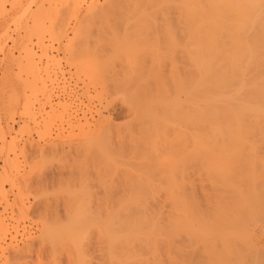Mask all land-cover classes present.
<instances>
[{
    "label": "rangeland",
    "instance_id": "374dc122",
    "mask_svg": "<svg viewBox=\"0 0 264 264\" xmlns=\"http://www.w3.org/2000/svg\"><path fill=\"white\" fill-rule=\"evenodd\" d=\"M0 1H1L0 4L3 5L2 7L3 9L2 8L0 9V16H1L0 17V186L2 185L0 188V191L3 192L4 189L6 190L5 193L0 192V196H1L0 197V264H44V263L49 264L53 261L54 263H51V264H80V262L81 264L83 262L85 264H95V263L97 264V263H103V261L101 260L103 255L107 253L108 255H110L111 254L110 251L112 250L114 251L112 252L113 256L118 261V263H115V264H134L136 260L138 261L140 260L141 264H144L143 262L146 259L148 260V262L147 260L146 262L150 263L153 261L152 259H155L158 255L162 257V260L164 259V263L166 264L167 263L166 260H168L167 257H169V259L171 258V256H173V259L174 257L175 259L177 258V256H174L172 254H170L171 256H168L169 253H172V252L174 253L173 251L174 248L175 250L176 248L185 249L186 251L185 253L189 251V253L187 254L188 255L191 254L188 257L182 252L183 255L180 253V255L183 256L182 258H188L191 260V258L194 257L193 260L195 262H197L196 260L198 259L202 260L198 258V256L201 254L199 247L200 248L202 247L200 246L201 245L200 242L194 241L193 238L189 234L187 235L188 230L186 227H180L178 229L174 221L172 223L175 225L174 228L176 229L173 228L174 226L173 224H172L173 226L170 225L171 224L169 223L170 220L172 221L174 219V218H171V216L174 214L173 217H175L176 215L174 213V210L171 209V207L169 206L170 202L167 196L168 193H170V191L179 190L183 192L186 191L187 194L191 195L192 194L191 192H194V190L192 191L191 188L192 189H195V187L197 188L195 190V193L199 188L200 190H198L196 193V195L197 194L198 195L197 196L195 195V196L197 198L199 196L198 199L202 201L201 198H203L202 196L204 195L203 200L205 199V203L208 204L211 202L210 203L211 205L215 204L213 206L214 208H213L212 213H211L212 206L210 205L211 208H209V206L207 205L205 206L206 207L205 211L208 209L207 211H209V213L213 215V213H215L214 209H216L217 207L216 205L219 200L223 202L226 201L225 203L229 204L230 201L231 200L233 201L235 197L237 202L240 201L239 204L234 201L235 202L234 204L238 207L243 203L242 198H244V200L249 199L247 198L248 196H246L247 194H249V196L255 195L257 197L256 200L258 201V198L260 195L264 196V178H260V179L258 178L256 180V183L253 189L251 186H247L248 188L251 187L249 188L251 191L249 189L248 190L253 194L249 192L245 193L246 188L244 187L245 183H243L245 180L242 181V178L236 179L237 181L236 183L238 184L236 185V187L240 188L239 185H241L242 188L236 189L235 186L234 188L224 187V186L217 184V181L220 178L216 177V179L218 178V180L215 181L216 180L215 177H213L214 178L213 180V178L207 177L205 176V174H203L204 170L201 167L202 163L200 162L197 163L198 162L197 158L195 154L193 155L194 148L192 146V142H193L192 139L194 138L192 135L193 127H192V122H191L192 116H190L191 110L187 107L185 108L187 110H183V112L180 111V113H177L179 115L176 114V112L178 111L174 112L175 110H178L177 109L178 107L176 106V104H178L179 102L185 104L186 100L188 101L187 103L189 104V101L192 98V91L190 88L191 86L190 79L192 78V68L190 66H192L191 65L192 62L190 64V62L187 63L185 61L184 56H183L184 54H182L183 52H181L180 54L182 59L181 57H179L180 56L179 50H181L179 48H178L179 50L177 51L179 52L178 54H176V50L174 51L175 53L172 51L174 53L173 56L176 57L175 60L169 59V56L166 55V54H169V55L171 54L169 52L172 49L171 46L174 45L172 43L176 44V47L175 45L173 46L175 48L177 47L184 48L186 44L189 45L188 40L186 39L187 38L186 32H183L185 31L183 30L184 27L182 28V25L184 23L180 22V20L178 19H177L178 21L176 20V18L177 17L179 18L180 16V13L178 12L179 7L177 8L178 5L177 4H175V6L173 5L172 8L173 7L174 8L171 9L170 7L171 11L168 10V12H166L168 13L167 17L169 16L168 17L169 19H168L166 15L163 16L161 14H158L156 16L155 13H153V15L155 16L153 17L152 14H151L152 16L148 14V13H152L151 11L150 12L146 11V14L143 11L142 12L140 11L138 15L134 14L135 9H132V7L134 6L133 3L135 2L136 4L135 6L137 7V1L139 2L140 0H135L134 2H130V0H122L123 2L121 0H92V1L91 0H75V1L74 0H0ZM138 4L140 7L142 8L144 7V5H141L144 3L141 2V4L140 3ZM110 9H112V11L114 12H112ZM94 12L96 13V16H94L95 15ZM170 12L171 14L173 13L171 16L169 15ZM92 13H94L93 14L94 17H92ZM124 14H127V15L125 16ZM135 15H136V18H135ZM139 17L140 18L142 17V19H140ZM117 18H119L120 20H118ZM151 18L153 21L150 20ZM165 18L168 21L169 20L172 21V22L170 21L168 22L170 23L169 25H172L170 26L172 27L171 30L172 31H174L175 29L177 30V31L175 30L176 31L175 35L172 32L174 36L171 33H170L171 35L170 37H167L168 34L167 36L165 35V29H164L165 25L162 23V21L163 22L166 21ZM100 19H102L103 22ZM143 19L147 23H144ZM180 19L182 21V18ZM141 20L143 21L144 24L142 23ZM86 21L87 22L93 21L92 25L91 24L89 25ZM138 21L141 22V24L143 25L148 24L146 25V28L147 27L148 28L147 29L145 28V29L146 30L149 29L148 33L149 34L151 33L150 35H148L146 30L144 31L143 29L144 27L141 26L138 23ZM177 22L178 24L181 23V25L171 24V23H177ZM85 23H87V25L89 26L88 27L89 29L86 28ZM128 23H130V25ZM165 23H166V26L169 27V25H167L168 23L167 22ZM153 24L156 25L157 28L156 26L154 27ZM160 24H162V26ZM112 25H114L116 29L114 26L113 28ZM138 25L142 27L141 30ZM81 26L82 27L85 26L86 30H84V32H86V34L82 33L83 29L85 28H82ZM90 26L93 27L94 32L92 28H90ZM158 26H159V29H158ZM80 27L82 29H80ZM123 29L124 31H122ZM153 30L154 31L156 30V31L154 32ZM140 31H144L142 33L143 35L146 32V34L144 35V38L146 37L148 41H143V39L141 40V36L143 35L140 36L141 34ZM161 31L164 33H161ZM167 31L171 32L168 29ZM153 32L157 33L156 34L157 36L154 35ZM160 33L162 35L164 34V36H166L167 39H164L163 38L164 36L160 35ZM82 34L87 35V36L89 35L90 37L88 36L89 38H86L85 36V40L83 41L82 36L84 35ZM127 34H130V35H127ZM146 35L150 38H154V37L158 38L157 40L158 43L157 42L155 43L156 44L155 48L153 46H149V49H148L147 48L148 46L147 47L145 46L144 44L145 42H148V45L153 44L151 42V40L153 39L147 38ZM159 35H160V41L167 40L166 42H169L171 46L165 41L161 42L163 43L161 44L162 45L161 47L163 49L160 47L162 49L160 50ZM137 36H139V38ZM92 37L95 38L94 41ZM134 37H136L138 42L135 43L136 40H134ZM169 38L175 41L174 42L172 41V43H170V40H168ZM86 39L88 41H86ZM182 39L184 42L182 41ZM129 40H131L133 43L137 45L133 46L132 43L130 45H127L126 42ZM179 40L182 46H179L180 43L179 45H177L176 41L178 42ZM153 41L155 42V40ZM79 42L80 43L82 42L83 45L85 44V45H88V46L91 45V46L90 47H85L82 45L80 46ZM124 43H125V46L126 45L129 46L131 49L129 47L126 48L125 46L124 48L123 47ZM139 44H140V47L138 48ZM165 44L168 45L169 48L167 46L166 47L168 48V51L170 49L169 52L166 51L167 49L164 50V48H166L164 47ZM92 45H94L95 49H93ZM141 45H143L145 49H148V50H150V47H152L151 51L154 53V54L151 53L149 57L146 54V52L148 53L149 51L147 50L145 51L144 49L143 52H145V54L148 56L146 57L145 55V57L147 58V59L145 58V62H143L144 58L141 59V56H142L140 55L141 52H137L138 50L140 51L141 49L144 48ZM121 47L124 50V52L126 51L125 53L129 52L128 53L129 55L124 54L123 50H121ZM86 48H87V52H89L90 50H93L96 53L93 52L94 53L93 55L92 51H90L87 54L85 52ZM128 48L131 51H128L129 50ZM82 49L86 55H80V54H84L82 53V51H79ZM155 50L157 53L155 52ZM78 51L79 53L80 52L81 53L79 54ZM163 51H166V54ZM117 52L122 53V54H118ZM130 52L132 53L133 56L130 55ZM44 53H48V54L46 55ZM136 53H139V54H136ZM162 54L163 56L165 55L164 58L167 57L165 61H167V59L168 61L167 62L164 61L165 64L164 63L161 64L162 61L160 63L158 61L157 63L159 64H157L155 61L160 60L158 58H160ZM104 55L105 57L106 56L107 57L105 58ZM119 55L121 57L120 60H119L120 58ZM151 55H155L154 58ZM139 56H140L141 61L140 59L137 58ZM112 57L114 59H112ZM127 57L129 59L131 58L133 63L135 61L137 62L133 64L132 61L129 60ZM142 57H144V54ZM151 57L154 59V61ZM155 57L156 58L158 57L157 60H155L156 59ZM164 58H162V60ZM31 59H33L36 62L35 64L38 66V68H36L35 65L32 64L33 61ZM170 60L171 62H169ZM97 61L99 65L98 64L94 65V63H97ZM127 61H128V64H127ZM173 61H176V62H173ZM138 62H140V64ZM143 63L144 64L147 63V64H145L144 66ZM150 63L151 64L154 63L153 66H151ZM27 64L29 66H27ZM137 65H140V66L143 65V66L141 68L139 67L140 68L139 69ZM46 66L47 68L49 67L48 70L50 73H47L48 70L45 68ZM134 67L135 69L137 68V70L138 69L141 70L142 72L139 71V73H143V74H137L138 71L134 70ZM143 67L145 68V70ZM162 72L163 73L165 72V73L162 74ZM47 74H51L49 75L51 79L49 78ZM155 74L157 75L160 74L158 75L160 78ZM126 76H127V79H126ZM143 76H144V79H143ZM161 76L163 77L161 78ZM39 77H41L42 79L40 80ZM156 79H157V82H156ZM159 79L161 80L160 82H159ZM163 79H165V81H162ZM42 81H43V84H42ZM148 81L150 83L148 84L149 86L146 85ZM161 82L163 83L166 82V83L162 85ZM181 84L183 85V87H188V91H189L187 94L188 96H186V93H185L186 91H184L185 88L182 90L183 87L180 86ZM186 84H188L189 86H187ZM43 85H45L44 88H43ZM141 87L142 89H140ZM157 87L159 88V90ZM141 96L143 97L141 98ZM191 102L192 100L190 101V105H191ZM25 103L29 104L30 106L25 107L27 106L25 105ZM186 106H189V105L186 104ZM165 107L168 109H166ZM29 108L30 110H32L30 111L32 114V117L38 124L33 120L32 117L29 118L31 114L30 115L28 114L30 112L26 113L27 115L25 114V110L27 109L28 111ZM171 108L172 109L176 108V109L172 111ZM159 111L161 114L159 113ZM183 113L184 114L186 113L189 119H186ZM188 113L190 114L188 115ZM161 115L162 116L164 115L163 117L165 118H163ZM159 117H161L162 119ZM165 120L167 122H164ZM188 121L190 122L191 125L188 124L189 123ZM178 130L180 134H177ZM159 132H161L162 134ZM181 133H182V136H181ZM187 133L188 135L189 134L190 135L186 136ZM101 134H103V136ZM143 134H144L145 139L142 137ZM163 135L165 136L164 139L162 138ZM107 136L109 137L107 138ZM145 136L147 137V139ZM104 138H105V142H104ZM158 140H160V142ZM173 140H175L174 143H173ZM162 143H164L165 145ZM184 144H187V145L184 146ZM193 145H194V142H193ZM175 146L176 147L178 146L177 149H175L176 148ZM180 146L181 147L183 146V147L180 148ZM110 149L112 150L110 151ZM167 151L170 152V154L172 153L170 157L168 156L169 153L167 154ZM183 151H184V154H183ZM93 152L95 153L97 152L98 154L97 153L94 154ZM173 152L175 153L178 152L177 153L178 155L174 153L175 154L174 156ZM179 152L181 154H179ZM159 153H161L162 155H160ZM159 155L160 156L165 155L166 158L164 156L163 158H161ZM193 157H195L196 159L194 158L193 160ZM171 158L173 159L172 161H170ZM104 160H106L107 163ZM158 162L161 164L160 167H159ZM163 162L167 164L164 165ZM149 164H150V167L148 166ZM198 164H200V166ZM104 167L106 168L104 169ZM198 167H199V172H197ZM83 168H86V171H83L84 170ZM175 168L178 169V171H176ZM71 169H73L74 171ZM78 169L81 171L78 172ZM200 169H201V173H200ZM150 170L152 172H150ZM166 170H168L169 172ZM98 171H100V173ZM82 172H84L83 175L81 174ZM142 172H144V174ZM146 172L147 173L149 172V173L146 174ZM166 172L168 175L166 174ZM90 173L96 177L92 176ZM142 176L144 177V179ZM167 176H169L168 177L169 179L167 178ZM202 176H203V179L201 178ZM145 177L147 181H145ZM185 177H187L188 179ZM90 178L92 179L90 180ZM223 179L224 178H221V180ZM225 179L228 182H232L235 180V178L232 181H230L232 178H229V179L225 178ZM93 180H94V183H93ZM98 180L100 182L102 181L101 183L103 184L101 185V183H99ZM137 180L140 181V184H139V181ZM159 180L162 184H160ZM65 182H67V184ZM75 182L77 183L75 184L76 186L74 185ZM104 182L106 183L105 185H104ZM164 183L165 184L167 183V184L165 185ZM212 183H216V184H212ZM91 184H92V187H90ZM78 185L80 186L79 188H78ZM137 185H140V186H137ZM143 185H145L143 188L146 189L145 192L149 195V198L147 197V194L144 193L142 194L143 195L142 197L143 198L147 197V199L141 198L139 200L140 202L139 201L134 202V203L131 202L133 203V205H136L137 203L143 204L144 202L143 200L146 201L144 202V204H147V205L152 204V206H156L157 204L156 207H161V211L163 214L165 212L164 214L165 216L163 215L164 217H167L168 215L167 213H170V211H173V213L172 212L170 213L172 215L169 214L170 217H167L168 220L167 218L166 219L164 218L165 221L163 220V223L157 226V228L164 230L163 233H160V234H163L162 236L159 235L158 237H156V234H155L151 236L153 239L152 238L149 239L150 236L149 237L140 236L141 239H137L138 238L137 237L136 239L134 238L135 240L133 239V241H131L130 239H128L129 225H127V223L125 224L124 222L122 223L120 222L112 223L111 222L109 224V222L105 221L103 222L104 224L101 225L102 227L100 225L99 226L97 225V227H99L98 228L99 230L108 228L111 231V233L115 235V239L113 240L112 243L107 238L106 239L103 238V237H106L105 234L104 236H101L103 234L99 232L97 228H95L96 226H93L94 228L91 227V229H87L88 227L85 230L83 229L85 233L82 231L79 233L77 231L78 233L77 235L79 237L78 236L76 237V239L78 238L77 239L78 241L75 240L76 241V243L74 242L75 244L72 243V244H69L68 246V244L65 243L67 245L66 246L64 243H61L65 246L56 247V245H60V244H56L55 247H53L54 244H52L53 242L50 241V236H51L50 232L54 228L57 229V227L62 228V226L63 227L66 226L68 224L67 222L69 221V218H71L72 215H74L76 211H80L79 207L81 209V205L84 204L83 208L84 207L93 208V206L95 208V207L101 206L102 205L101 202L103 201L104 202L106 201L109 203L112 201L110 205H108L109 203L104 204V202L103 204L104 206L106 204L110 207L112 206L114 209H117L119 206H122V205L128 206V204L130 205V201L127 200V197L128 198L130 197L131 191L141 190V189L144 190L143 188H141V186ZM203 185H206L209 187H205ZM170 186H171V189H170ZM188 186H190L189 187L190 190L188 189ZM200 186L202 188H200ZM215 187L217 188V190ZM155 188H157L156 191L154 190ZM221 188L222 189L226 188L227 191L225 189H224L225 191H221V190L218 191V189H221ZM243 189H245V192L243 191L244 194L242 192ZM90 190H92L93 194L91 193ZM252 190L255 191L257 194L256 193L254 194ZM108 191L112 193L110 196L107 194L109 193ZM149 191L151 192V194L155 193L156 197H154V195L153 196L151 195L150 197ZM199 191L202 192L200 194H203V195H200ZM235 192H239L238 194L239 195L241 194V196L243 195L241 199L239 197L237 198V193ZM78 193H79V196H81L80 201L77 198ZM104 193H106L107 195ZM215 194L216 196L214 197L213 195ZM72 195L75 196L77 199L76 198L72 199L73 198ZM104 195H106L107 200L110 197H112V199L107 201ZM123 195L124 197H122ZM63 196H64V201H63ZM102 196L105 198V200ZM209 197H211L212 199ZM224 197L226 199H224ZM101 198H103V201L100 202V200H102ZM116 198L118 199L116 200ZM227 198H231V199L228 200ZM253 198L255 197L253 196ZM98 199L100 200L98 201ZM76 200L79 203H77ZM260 200L264 201V199H260ZM261 201L260 203H262ZM88 202L90 204H88ZM124 202H126L127 204ZM263 206H264V202H263ZM234 207L231 206L230 208L234 210L233 209ZM69 208L71 212H69ZM262 209L264 210V207ZM235 210H236V207H235ZM237 210L239 213V211L242 209L239 210L237 208ZM245 211L246 209L243 212L241 211V213L246 214L247 217H245V215L243 216L242 214L240 218L242 219L246 218V220L244 221L248 222V225L246 222H245L246 224L244 225V228H245L244 230H246L245 234L247 233V235H244V233L243 232L241 233L240 231L237 232L238 231L237 230L236 231L237 234L235 236H237L238 234L239 236L235 238L236 242L234 241L235 242L234 245L239 246L241 243V245L237 248L243 249L245 251V252L243 251L244 255H246L247 257V258L244 257V260H246L245 263L250 264V262L253 261L252 259H250V257L252 258L255 253H258L260 257L258 256L259 258H256L257 255L255 254L256 256L253 258L257 260L254 259L256 262H253V263L256 264L258 262H261L258 264H264V261H263L264 259V250H263L264 249V224L263 222L264 221L262 222L261 215L255 214L256 217L261 216V218H259V220L261 219L260 220L261 223L260 222L258 223V218H256L255 216H252L253 213H250V210L248 208H247V211L246 212ZM56 213L57 214L59 213L60 216L57 215ZM233 213L235 214L234 216H237L238 214V213L236 214L235 211H233L232 214ZM60 217H61V220L63 219L62 221L60 220ZM248 217L251 220H249ZM57 218L59 219L58 220L59 222L57 221ZM123 223L124 225H122ZM78 230L80 231V229ZM170 230L172 231L176 230V231L170 232ZM247 231H250L251 233L250 232L248 233ZM96 232L99 235H96L97 234ZM186 235L190 238H188ZM240 235L244 238H242ZM248 235L249 236L251 235V238L248 237ZM80 237H82L83 239L82 238L80 239ZM144 237H147V238H144ZM190 239H192L191 243H189ZM77 242L79 244L81 243V245L77 244ZM195 242L197 243V245ZM192 243L193 245H191ZM188 245H191V246H188ZM85 246L88 248H86ZM149 247L150 249L146 250V248H149ZM132 248L134 251L131 250ZM255 248L257 249L255 250ZM135 249H137L138 252L140 250L139 253L142 255L140 256L138 254L140 258L137 255H135L138 253ZM54 250L55 252H53ZM129 250H131L132 253H135V254L130 253ZM171 250L172 252H170ZM127 253L131 254V257H132L131 259L130 257L128 258ZM151 253H152V256H153V253H155L153 258H150L152 257ZM176 253H179V252L176 251ZM81 254L82 256H80ZM18 255L21 258L18 257ZM133 255L137 257H133ZM180 255L177 259L180 258ZM53 256L56 257V259ZM103 259H105V257H103ZM259 259L261 260L259 261ZM87 260H88V263H87ZM135 264H138V263H135Z\"/></svg>",
    "mask_w": 264,
    "mask_h": 264
},
{
    "label": "bare ground",
    "instance_id": "6f19581e",
    "mask_svg": "<svg viewBox=\"0 0 264 264\" xmlns=\"http://www.w3.org/2000/svg\"><path fill=\"white\" fill-rule=\"evenodd\" d=\"M75 1V0H74ZM92 1V0H91ZM122 1V0H121ZM135 0H130V2H134ZM1 2V1H0ZM77 2V1H76ZM99 2V1H98ZM123 2V1H122ZM144 3V4H141ZM75 3V2H74ZM90 3V2H89ZM92 3V2H91ZM121 3V2H120ZM140 3L141 5H144V7H140L139 4ZM175 4H177V8L179 7V13H180V16L179 18L175 17L176 20H180V22L184 23L182 25V28L184 27L183 32H186V39L188 40V43L189 45L186 44V46L184 48H181V47H176V44L175 43H172L173 39L171 40L170 38L168 40H170V43L174 44L175 47H173L174 45H170L169 42H166L165 40H161L160 41V35H162L161 33H164L161 31L160 35H159V41H160V44H159V48L162 46L161 42H166L168 43L170 46H171V51L169 49L168 51V45L165 44L164 47V50L167 49L166 51L171 53L170 55L173 57H171L169 54H166V51H163L165 52V54L167 56H169V59L171 60H175V56H173V54L175 53L174 51L176 50V54H178L179 52V55L181 54V52H183L182 54H184V59L185 61L188 63L192 62V66H190L192 68V78L190 79L191 81V91H192V98L190 99V101L192 100L191 102V105H190V101H189V104L187 103L188 101L186 100L185 101V104L184 103H179L176 104V106L178 107L177 109L178 110H175L176 108H171L172 111L176 112L177 113H180L183 112V110H187L185 108H189L191 110V115L192 116V135H193V138L192 141L194 142V145H193V142H192V146L194 148V153L193 155L195 154L196 158H197V163H202V169L204 170L203 174H205V176L207 177H210V178H213L215 177H218L220 178L218 180V178L215 180L217 181V184L218 185H221V186H224V187H231V188H234V186L236 187V185H238L236 182V179L238 178H242V181H244L243 183H245L244 187L246 188V192H245V189L242 190V192L244 191L245 193H251L250 189L252 187L255 186V183H256V180L259 178H264V0H140L139 2L137 1V7L135 6V2L133 3V7L132 9H135V12L134 14L138 15V13L141 11H143L145 14H146V11L148 12H152V13H148V14H152L155 13V15L157 16L158 14H161L163 16L168 15V10H170V7L171 9L172 6ZM1 5V4H0ZM132 6V5H131ZM3 7V5H1L0 9ZM93 7V6H92ZM91 7V8H92ZM99 7V6H98ZM112 8V7H111ZM175 8V9H177ZM3 9V8H2ZM124 9V8H123ZM127 9V8H125ZM131 9V10H132ZM112 11V9H110ZM108 11V10H107ZM137 11V12H136ZM97 12V10H96ZM114 12V11H112ZM120 12V11H119ZM132 12V13H133ZM95 13V12H94ZM92 13V17L96 16V13L95 15L93 16ZM124 13V12H123ZM163 13V14H162ZM177 13V14H179ZM87 14V13H86ZM89 14V13H88ZM133 14V15H134ZM173 14V13H172ZM171 12L169 13V15L171 16L172 15ZM3 15V13H2ZM109 15V14H108ZM114 15V14H112ZM118 15V13H117ZM125 16L127 14H124ZM136 15H135V18H136ZM151 15V16H152ZM90 16V15H89ZM101 16V15H100ZM111 16V15H110ZM122 16V15H121ZM1 17V16H0ZM3 17V16H2ZM119 17V16H118ZM147 17V15H146ZM153 17H155L153 15ZM162 17V16H161ZM169 17V16H168ZM167 17V18H168ZM87 18V17H86ZM114 18V17H113ZM140 18V17H139ZM150 18V17H148ZM174 18V17H173ZM171 18V19H173ZM182 18V21L181 19ZM115 19V18H114ZM118 20H120L119 18H117ZM142 19V17L140 18ZM139 19V20H140ZM157 19V18H156ZM166 19V18H165ZM169 19V18H168ZM102 21V19H100ZM116 20V19H115ZM132 20V19H131ZM152 20V18L150 19ZM162 20V19H161ZM164 20V19H163ZM175 20V21H176ZM177 20V21H178ZM142 21V20H141ZM144 21V19H143ZM142 21V23H143ZM153 21V20H152ZM170 21V20H169ZM167 19L165 22H169ZM87 22V21H86ZM93 22V21H92ZM92 22H87L89 25L91 24L92 25ZM103 22V21H102ZM109 22V21H108ZM128 22V21H127ZM159 22V21H158ZM157 22V24H158ZM162 21V23L165 25L164 29H165V35L168 36L167 37H170V33L175 35V32L176 31H172L170 26L172 25H169L170 23H168L166 26V23ZM172 22V21H170ZM86 24V28H88L89 26ZM115 23V21H114ZM113 23V24H114ZM119 23V22H118ZM138 23L143 26L144 28V31L148 28H146V25H143L144 23H147L146 21H144L143 24H141V22L138 21ZM154 23V22H153ZM84 24V23H83ZM130 25V23H128ZM137 24V23H136ZM155 24V23H154ZM153 24V25H154ZM171 24H178L177 23H171ZM140 25H138L140 27ZM162 26V24H160ZM159 25V26H160ZM178 25H181L178 24ZM94 26V25H93ZM96 26V25H95ZM114 25H112L113 27ZM116 26V24H115ZM114 26V27H115ZM137 26V27H138ZM156 25H154L155 27ZM159 26H158V29H159ZM82 27V26H81ZM82 28H85L82 27ZM106 27V26H105ZM104 27V28H105ZM113 27V28H114ZM119 27V26H118ZM136 27V28H137ZM138 27V28H139ZM153 27V28H154ZM170 30L171 32H168L167 29ZM175 27V26H173ZM178 27V26H177ZM83 29V32L84 34H86V32H84ZM90 28H92L93 30V27L90 26ZM98 28V27H97ZM125 28V27H124ZM146 28V29H145ZM157 28V26H156ZM155 28V29H156ZM179 28V27H178ZM177 28V29H178ZM180 28V29H182ZM89 29V28H88ZM87 29V31H88ZM116 29V27H115ZM142 29V27H140V30ZM104 30V29H103ZM114 30V29H113ZM127 30V28H126ZM162 30V29H160ZM90 31V30H89ZM105 31V30H104ZM108 31V30H106ZM116 31V30H115ZM124 31V29L122 30ZM135 31V30H134ZM144 31H140V36L143 35L142 33ZM149 29L146 30V32L148 33ZM154 31V30H153ZM156 31V30H155ZM154 31V32H155ZM94 32V30H93ZM145 32V34H146ZM152 32V31H151ZM153 32V33H154ZM159 32V31H158ZM179 32V31H178ZM103 33V32H101ZM111 33V32H110ZM132 33V32H131ZM130 33V34H131ZM137 33V32H136ZM180 33V32H179ZM76 34V33H75ZM82 34V35H84ZM130 34H127V35H130ZM144 34V35H145ZM151 34V33H150ZM148 33V35H150ZM157 33H154V35H156ZM172 34V35H173ZM181 34V33H180ZM184 34V33H183ZM93 35V34H92ZM104 35V34H103ZM110 35V34H109ZM112 35V34H111ZM144 35L141 36V40L143 39V41H148V39H146V37L144 38ZM173 35V36H174ZM179 35V34H178ZM85 36L86 38H89L87 35H84L82 36L83 37V41L85 40ZM95 36V35H94ZM126 36V34H125ZM124 36V37H125ZM136 36V35H135ZM147 36V35H146ZM152 36V35H151ZM157 36V35H156ZM164 36V34L162 35ZM164 36L163 38L164 39H167V37ZM120 37V36H119ZM123 37V36H122ZM133 37V35H132ZM139 38V36H137ZM143 37V38H142ZM176 37V36H175ZM185 37V35H184ZM93 38V37H92ZM97 38V37H96ZM115 38V37H114ZM127 38V36H126ZM147 38L149 39H153L155 40V42L153 40H151V42L153 44L151 45H148V42H145V46L149 49V46H153L154 48L156 47L155 43L157 42L158 43V38L154 37V38H150L147 36ZM177 38V37H176ZM183 38V37H182ZM106 39V38H105ZM129 39V37H128ZM131 39V38H130ZM184 39V40H186ZM81 40V41H82ZM92 40V39H91ZM89 40V41H91ZM95 40V38H93V41ZM107 40V39H106ZM109 40V39H108ZM124 40V39H123ZM133 40V39H132ZM134 40L135 43L138 42L136 37H134ZM82 41V42H83ZM86 41H88L86 39ZM119 41V39H118ZM131 41V40H129ZM127 41V42H129ZM140 41V40H139ZM175 41V40H174ZM173 41V42H174ZM183 41V39H182ZM81 42V43H82ZM99 42V40H98ZM116 42V41H115ZM127 45H130L131 43L133 44V46L137 45L135 43H133L132 41L127 43ZM142 42V41H141ZM184 42V41H183ZM182 42V43H183ZM80 44V46H85V47H90L88 45H83V43ZM85 43V42H84ZM87 43V42H86ZM91 43V42H90ZM104 43V42H103ZM106 43V42H105ZM110 43V41H109ZM143 43V42H142ZM177 45H179L180 43V40L177 42ZM78 44V43H77ZM89 44V43H88ZM98 44V43H96ZM118 44V43H117ZM150 44V42H149ZM95 45V44H94ZM94 45L93 46V49L94 48ZM101 45V44H99ZM125 46V43L123 44V47L125 46L126 48L129 47V46ZM111 46V45H110ZM132 46V45H131ZM142 47H144L143 45H141ZM179 46H182L181 43ZM106 47V46H105ZM124 47V48H125ZM140 47V44L138 46V48ZM130 48V47H129ZM128 48V49H129ZM133 48V47H132ZM151 48L150 47V50L148 49H145V47L143 49H141L140 51L138 50L137 52H141L140 55L143 56L144 54V57L141 56V59L144 58L143 62H145V58L148 57L151 53L154 54L152 51H151ZM162 48V47H161ZM160 48V50H162ZM174 48V49H173ZM183 50H179V49ZM84 49V48H83ZM83 49L82 50H79V51H82V53L84 54H80L79 51L78 53L80 55H86L85 52L88 54L90 51H92V54L94 55V52L93 50H90L89 52H87V48L85 50V52H83ZM119 49V48H118ZM131 49V48H130ZM128 50V51H131V50ZM134 49V48H133ZM145 49V51H149L148 53L146 52V55L145 52H143ZM97 50V49H96ZM100 50V49H99ZM121 50L122 47H121ZM179 50V52H177ZM110 51V50H109ZM120 51V50H119ZM154 51V50H153ZM174 53H173V52ZM94 52V53H93ZM100 52V51H99ZM103 52V51H102ZM124 52V50H123ZM126 52V51H125ZM124 54H128L129 52L125 53ZM156 52V50H155ZM118 53V52H117ZM157 53V52H156ZM161 53V52H159ZM44 54H48V53H44ZM102 54V53H100ZM99 54V55H100ZM118 54H122V53H118ZM123 54V56H124ZM136 54H139V53H136ZM79 55V56H80ZM90 55V54H89ZM129 55V54H128ZM126 55V56H128ZM130 55H132V53L130 52ZM146 55V57H145ZM49 56V55H48ZM130 56V57H131ZM138 56V55H137ZM153 58L155 55H151ZM158 56V55H157ZM163 56V54H162ZM160 56V60H157V58L155 60L156 63L159 61V63L161 62L165 64V62L168 61H165L167 57L164 58V56L162 57ZM32 57V56H31ZM98 57V56H97ZM96 57V58H97ZM102 57V56H101ZM105 57V55H104ZM107 57V56H106ZM105 57V58H106ZM120 57V55H119ZM150 57V56H149ZM151 57V58H152ZM181 57V55L179 56ZM34 58V56H33ZM41 58V57H39ZM82 58V57H81ZM125 58V57H124ZM128 58V57H127ZM126 58V59H127ZM138 59H140V56L137 57ZM152 58V59H153ZM162 58H164L162 60ZM101 59V58H100ZM112 59H114L112 57ZM118 59V58H117ZM121 59V57L119 58V60ZM123 59V58H122ZM129 59V58H128ZM140 59V61H141ZM147 59V58H146ZM151 59V60H152ZM182 59V57H181ZM33 62L32 64L35 65L36 68H38V66L35 64L36 62L31 59ZM125 60V59H124ZM123 60V61H124ZM129 60L132 61V59L130 58ZM134 60V59H133ZM149 60V61H151ZM171 60L169 62H171ZM177 60V59H176ZM53 61V60H52ZM89 61V60H88ZM110 61V59H109ZM126 61V60H125ZM130 61V62H131ZM139 61V60H138ZM148 61V60H146ZM154 61V59H153ZM165 61V62H164ZM178 61V60H177ZM102 62V61H101ZM107 62V61H106ZM137 62V61H135ZM134 62V63H135ZM173 62H176V61H173ZM31 63V62H30ZM91 63V62H90ZM133 63V61H132ZM133 63V64H134ZM140 64V62H138ZM136 63V64H138ZM155 63V64H156ZM157 63V64H159ZM31 64V65H32ZM98 64V61L97 63H94V65ZM127 64H128V61H127ZM135 64V65H136ZM144 64V63H143ZM147 64V63H145ZM144 64V66H145ZM151 64V63H150ZM154 63L151 64V66H153ZM160 64V66H161ZM163 64V65H164ZM99 65V64H98ZM97 65V66H98ZM132 65V64H131ZM27 66H29L27 64ZM33 66V65H32ZM138 68L142 67L140 65H137ZM147 66V65H146ZM159 66V65H158ZM96 67V66H95ZM178 67V66H177ZM188 67V66H187ZM189 67V68H190ZM27 68V67H26ZM33 68V67H32ZM35 68V69H36ZM47 70V66L45 67ZM99 68V67H98ZM139 68V69H140ZM144 68V67H143ZM155 68V67H154ZM153 68V69H154ZM181 68V67H180ZM29 69V68H28ZM31 69V67H30ZM97 69V68H96ZM108 69V67H107ZM137 70V68L135 69L134 67V70H137L138 73L137 74H143V73H139V71L141 70ZM147 69V68H146ZM145 70V68H144ZM156 70V69H155ZM158 70V69H157ZM31 71V70H30ZM35 71V70H34ZM189 71V69H188ZM36 72V71H35ZM39 72V71H37ZM107 72V71H106ZM105 72V73H106ZM142 72V71H141ZM151 72V71H150ZM176 72V71H175ZM28 73V72H27ZM47 73H50L49 70ZM165 73V72H164ZM162 72V74H164ZM184 73V71H183ZM34 74V73H33ZM136 74V76H137ZM152 74V73H151ZM161 74V73H160ZM158 74V75H160ZM48 76L51 75V74H47ZM46 75V76H47ZM154 75V74H153ZM157 75V74H155ZM157 75V76H158ZM175 75V73H174ZM130 76V74H129ZM152 76V75H151ZM191 76V75H190ZM188 76V77H190ZM140 77V76H138ZM159 77V76H158ZM157 77V78H158ZM163 76H161L162 78ZM187 77V78H188ZM40 80L42 79L41 77H39ZM50 78V76H49ZM130 78V77H129ZM132 78V76H131ZM137 78V77H136ZM160 78V77H159ZM166 78V77H164ZM51 79V78H50ZM126 79H127V76H126ZM143 79H144V76H143ZM171 79V78H170ZM131 80V79H129ZM155 80V79H154ZM184 80V79H183ZM161 80L159 79V82ZM162 81H165V79H163ZM171 81V80H169ZM130 82V81H129ZM156 82H157V79H156ZM34 83V82H33ZM52 83V82H51ZM152 83V82H151ZM162 85L165 84L166 82H161ZM171 83V82H170ZM168 83V84H170ZM180 83V82H179ZM190 83V82H189ZM36 84V83H35ZM42 84H43V81H42ZM150 84L149 81L146 85ZM158 84V83H156ZM184 84V83H183ZM161 85V86H162ZM172 85V84H171ZM187 86H189L188 84H186ZM184 85V86H186ZM48 86V85H47ZM140 86V85H139ZM149 86V85H148ZM147 86V87H148ZM169 86V85H167ZM180 86L183 87V85L181 84ZM45 87V85H43V88ZM163 87V86H162ZM165 87V86H164ZM178 87V86H176ZM180 87V88H182ZM149 88V87H148ZM158 88V87H157ZM172 88V87H170ZM175 88V86H174ZM186 90H185V89ZM189 88V89H190ZM46 89V88H45ZM135 89V88H134ZM142 89V87L140 88ZM153 89V88H152ZM161 89V88H160ZM164 89V88H163ZM184 89V91H186V96H188V87H183L182 90ZM137 90V89H136ZM159 90V88H158ZM167 90V89H166ZM178 90V89H177ZM155 91V90H154ZM163 91V90H162ZM165 91V90H164ZM46 93V92H45ZM133 93V92H132ZM178 93V92H176ZM175 93V94H176ZM181 93V92H180ZM43 94V93H42ZM136 94V93H135ZM174 94V93H173ZM33 95V94H32ZM134 95V94H133ZM143 95V93H142ZM149 95V94H148ZM147 95V96H148ZM43 96V95H42ZM131 96V95H130ZM166 96V95H165ZM32 97V96H31ZM143 96H141L142 98ZM150 97V96H149ZM178 97V96H177ZM46 98V97H45ZM49 98V97H48ZM140 98V97H139ZM151 98V97H150ZM176 98V97H175ZM174 98V99H175ZM29 99V98H28ZM50 99V98H49ZM173 99V100H174ZM185 99V98H184ZM188 99V98H187ZM165 100V99H164ZM169 100V99H168ZM167 100V101H168ZM184 102V101H183ZM39 103V102H38ZM167 104V102H166ZM182 104V105H181ZM189 105V106H186ZM25 107H28L30 106L29 104L25 103ZM43 105V104H42ZM33 106V105H32ZM154 106V105H153ZM160 106V105H159ZM175 106V107H176ZM167 107V106H166ZM165 107V108H166ZM172 107V106H171ZM174 107V106H173ZM161 109V108H160ZM164 109V108H163ZM168 109V108H166ZM30 111V108L29 110L27 111V109L25 110V114L26 113H29ZM162 112V111H161ZM165 112V111H164ZM160 113V111H159ZM31 112L28 114L30 115ZM153 114V113H152ZM161 114V113H160ZM163 114V113H162ZM184 114V113H183ZM190 113H188L189 115ZM27 115V114H26ZM158 115V114H157ZM165 115V114H164ZM163 115V116H164ZM168 115V114H167ZM179 115V114H177ZM186 119H189L187 114L185 113L184 114ZM34 116V115H33ZM162 116V115H161ZM162 116V117H163ZM32 117V114L29 116V118ZM36 117V116H35ZM179 117V116H177ZM33 118V117H32ZM76 118V117H75ZM161 118V117H159ZM165 118V117H163ZM150 119V118H149ZM155 119V117H154ZM162 119V118H161ZM34 120V118H33ZM32 120V121H33ZM185 120V118H184ZM35 121V120H34ZM80 121V120H79ZM161 121V120H160ZM172 121V120H171ZM182 121V119H181ZM36 122V121H35ZM164 122H167L166 120ZM169 122V121H168ZM184 122V121H183ZM182 122V123H183ZM189 122V121H188ZM37 123V122H36ZM163 123V122H162ZM38 124V123H37ZM71 124V123H70ZM158 124V123H156ZM164 124V123H163ZM161 124V125H163ZM186 124V123H185ZM190 124V122L188 123ZM187 124V125H188ZM81 125V124H80ZM155 125V123H154ZM170 125V124H169ZM191 125V124H190ZM165 126V125H164ZM183 126V125H182ZM71 127V126H70ZM85 127V125H84ZM155 127V126H154ZM158 127V126H157ZM167 127V126H166ZM172 127V126H171ZM179 127V126H178ZM184 127V126H183ZM156 128V127H155ZM160 128V127H159ZM177 128V127H176ZM158 130V129H157ZM177 130V129H176ZM181 130V129H180ZM194 130V132H193ZM109 131V130H108ZM137 131V130H136ZM147 131V130H146ZM159 131V130H158ZM165 131V130H164ZM163 131V132H164ZM181 132V131H180ZM187 132V131H186ZM150 133V132H149ZM161 133V132H159ZM165 133V132H164ZM110 134V133H109ZM162 134V133H161ZM177 134H180L179 133V130L177 132ZM103 136V134H101ZM176 135V134H175ZM190 135V134H189ZM188 133L186 136H189ZM181 136H182V133H181ZM185 136V137H186ZM74 137V136H73ZM106 137V136H105ZM109 136H107L108 138ZM144 138V134L142 136ZM146 137V136H145ZM164 135H163V139H164ZM171 137V135H170ZM178 137V135H177ZM184 137V136H183ZM151 138V137H150ZM161 138V137H160ZM145 139V138H144ZM147 139V137H146ZM170 139V138H169ZM175 139V138H174ZM184 139V138H183ZM187 139V138H185ZM182 140V139H180ZM148 141V140H147ZM160 142V140H158ZM175 140H173V143H174ZM191 141V140H190ZM104 142H105V138H104ZM162 142V141H161ZM179 142V141H178ZM111 143V142H110ZM167 143V142H166ZM181 143V141H180ZM109 144V143H108ZM164 144V143H162ZM168 144V143H167ZM188 144V143H187ZM187 144H184V146H186ZM72 145V144H71ZM165 145V144H164ZM180 145V144H179ZM110 146V145H109ZM112 146V145H111ZM148 146V144H147ZM169 146V145H168ZM171 146V145H170ZM190 146V145H189ZM159 147V146H158ZM176 147V146H175ZM178 147V146H177ZM177 147L175 149H177ZM183 147V146H182ZM180 146V148H182ZM188 147V146H187ZM186 147V148H187ZM79 148V147H78ZM106 148V147H105ZM108 148V147H107ZM110 148V147H109ZM151 148V147H149ZM90 149V148H89ZM159 149V148H158ZM112 149H110L111 151ZM184 150V148H183ZM85 151V150H84ZM154 151V150H153ZM161 151V149H160ZM174 151V150H173ZM179 151V150H178ZM102 152V151H101ZM104 152V150H103ZM106 152V151H105ZM166 152V151H165ZM172 152V151H171ZM176 152V151H175ZM173 152V154L175 153ZM187 152V151H186ZM82 153V152H81ZM85 153V152H84ZM94 154H96L95 152H93ZM107 153V152H106ZM111 153V152H110ZM141 153V152H140ZM164 153V152H163ZM169 153V157L171 156L170 152L167 151V154ZM178 153V152H177ZM175 153V154H177ZM98 154V153H97ZM109 154V153H108ZM151 154V153H150ZM156 154V152H155ZM160 155H162L161 153H159ZM174 154V156H175ZM179 154H181L179 152ZM183 154H184V151H183ZM79 155V154H78ZM81 155V154H80ZM83 155V154H82ZM88 155V153H87ZM112 155V154H111ZM159 155V156H160ZM178 155V154H177ZM143 156V155H142ZM157 156V155H156ZM165 157V155H163ZM163 156H160L161 158H163ZM173 156V157H174ZM168 157V158H169ZM178 157V156H177ZM83 158V157H82ZM101 158V157H100ZM103 158V157H102ZM106 158V157H105ZM166 158V157H165ZM188 158V157H187ZM195 157H193V160H194ZM195 158V159H196ZM92 159V158H90ZM146 159V158H145ZM154 159V158H153ZM158 159V158H156ZM170 159V158H169ZM185 159V158H184ZM102 160V159H101ZM173 159L171 158L170 161H172ZM180 160V159H179ZM100 161V160H99ZM106 161V160H104ZM103 161V162H104ZM150 161V160H149ZM148 161V163H149ZM162 161V160H161ZM160 161V163H161ZM92 162V161H91ZM174 162V161H173ZM188 162V161H187ZM195 162V161H194ZM81 163V162H80ZM84 163V161H83ZM107 163V161H106ZM159 163V162H158ZM159 163V167L161 166V164ZM164 165L165 162H163ZM169 163V162H168ZM145 165V164H144ZM179 165V164H177ZM196 165V164H195ZM200 166V164H198ZM150 167V164L148 165ZM80 167V165H79ZM144 167V166H143ZM176 167V166H175ZM178 167V166H177ZM182 167V166H181ZM180 167V168H181ZM73 168V167H71ZM87 168V167H86ZM86 168H83L84 170L83 171H86ZM106 167H104L105 169ZM157 168V167H156ZM162 168V167H161ZM160 168V169H161ZM167 168V167H166ZM195 168V167H194ZM80 169V168H79ZM78 169V172L82 170H79ZM173 169V168H172ZM176 169V168H175ZM189 169V168H188ZM73 170V169H71ZM88 170V169H87ZM136 170V169H135ZM145 170V169H144ZM153 170V169H152ZM156 170V169H154ZM165 170V168H164ZM74 171V170H73ZM97 171V170H96ZM159 171V170H158ZM163 171V170H162ZM168 171V170H166ZM176 171H178V169H176ZM182 171V170H181ZM88 172V171H87ZM90 172V171H89ZM100 173V171H98ZM150 172H152L150 170ZM154 172V171H153ZM164 172V171H163ZM169 172V171H168ZM199 172V167H198V171ZM84 172H82L81 174L83 175ZM96 173V172H94ZM97 173V174H99ZM144 174V172H142ZM149 173V172H148ZM146 172V174H148ZM159 173V172H158ZM161 173V172H160ZM179 173V172H178ZM200 173H201V169H200ZM80 174V175H81ZM91 174V173H90ZM155 174V173H154ZM164 174V173H163ZM167 174V172H166ZM190 174V173H189ZM199 174V173H198ZM202 174V175H203ZM78 175V174H77ZM92 175V174H91ZM133 175V174H132ZM153 175V174H152ZM156 175V174H155ZM154 175V176H155ZM168 175V174H167ZM171 175V174H170ZM196 175V174H195ZM75 176V175H74ZM86 176V174H85ZM94 176V175H92ZM99 176V175H98ZM97 176V177H98ZM102 176V175H101ZM149 176V175H148ZM153 176V177H154ZM159 176V175H158ZM179 176V175H178ZM80 177V176H79ZM78 177V178H79ZM96 177V176H94ZM143 177V176H142ZM151 177V176H150ZM169 176H167L168 178ZM77 178V179H78ZM102 178V177H101ZM157 178V177H156ZM155 178V179H156ZM180 178V177H179ZM187 178V177H185ZM200 178V177H199ZM203 179V176L201 177ZM221 178H224L223 180H221ZM225 178H232L230 181L232 182H228ZM244 178V179H243ZM74 179V178H73ZM80 179V178H79ZM85 179V177H84ZM92 178H90L91 180ZM144 179V177H143ZM153 179V178H152ZM165 179V178H164ZM169 179V178H168ZM188 179V178H187ZM247 179V180H246ZM97 180V179H96ZM104 180V179H103ZM214 180V178H213ZM226 180V181H225ZM240 180V179H239ZM59 181V180H58ZM64 181V180H63ZM75 181V180H73ZM85 181V180H84ZM89 181V180H88ZM99 181V180H98ZM139 181V180H137ZM145 181L146 180V177H145ZM158 181V180H157ZM62 182V180H61ZM102 182V181H101ZM99 181V183H101ZM160 182V180H159ZM169 182V180H168ZM179 182V181H178ZM201 182V181H200ZM235 182V183H234ZM67 184V182H65ZM69 183V182H68ZM71 183V182H70ZM80 183V182H78ZM84 183V182H83ZM93 183H94V180H93ZM92 183V184H93ZM144 183V182H143ZM181 183V181H180ZM198 183V182H197ZM239 183V181H238ZM247 183V184H246ZM3 184V183H2ZM77 184L76 182L74 183V185ZM92 184L90 185V187H92ZM96 184V183H95ZM94 184V185H95ZM103 183H101L102 185ZM106 183L104 182V185ZM110 184V183H109ZM139 184H140V181H139ZM142 184V183H141ZM146 184V183H145ZM148 184V183H147ZM151 184V183H150ZM160 184H162L160 182ZM165 184V183H164ZM167 184V183H166ZM165 184V185H166ZM200 184V183H199ZM212 184H216V183H212ZM63 185V184H62ZM61 185V186H62ZM70 185V184H69ZM82 185V184H81ZM84 185V184H83ZM181 185V184H180ZM188 185V184H187ZM2 186V185H1ZM0 186V188H1ZM66 186V185H65ZM76 186V185H75ZM86 186V185H85ZM84 186V187H85ZM115 186V185H114ZM137 186H140V185H137ZM145 185L141 186V188H143ZM151 186V185H150ZM174 186V185H173ZM172 186V187H173ZM198 186V185H196ZM205 187H209V186H206V185H203ZM215 186V185H214ZM247 186H251V187H247ZM67 187V186H66ZM80 186L78 185V188ZM94 187V186H93ZM105 187V186H104ZM159 187V186H158ZM190 186H188V189H189ZM193 187V185H192ZM218 187V186H217ZM240 188L241 185H239ZM3 188V187H2ZM71 188V187H70ZM76 188V187H75ZM74 188V189H75ZM109 188V187H108ZM119 188V187H118ZM127 188V187H126ZM146 188V187H145ZM169 188V187H168ZM200 188H202L200 186ZM216 188V187H215ZM219 188V187H218ZM238 187H236V189H240ZM4 189V188H3ZM90 189V188H89ZM104 189V188H103ZM128 189V188H127ZM144 189V188H143ZM157 188H155L154 190L156 191ZM170 189H171V186H170ZM186 189V188H185ZM183 189V190H185ZM197 188L195 187V189H192L191 190L194 192H191L192 194L189 195L186 193V191H170V193H168V199H169V202H170V207L171 209L174 210V213H175V217L174 214H170L171 212L173 213V211H170V213H167L168 215H172L171 218H174L172 221L170 220L169 223H171L170 225L173 226L174 224L172 223L174 221V223L176 224V226L178 227V229L180 227H186L187 230H188V233L187 235L189 234L194 241H197V242H200V246H202L201 248L199 247L200 249V254L198 256V258L202 259V260H196L197 262H195L193 260V255L190 259L188 258H182L183 254H185L186 256L189 257V255L191 254H187L189 253V251H187V253H185V249H182V248H175L173 249L174 253L172 252V250L170 252L172 253H169L168 256H171L170 254L174 255V256H177V258L179 257L180 253L183 254L180 255V258L179 259H173V256H171V258L169 259V257H167L168 260H166V264H247L245 263L246 260H244V257H246V255H244V250L243 249H240V248H237L241 245L238 246H235V238H237V236H239V234L237 236H235L237 234V232H243L244 235H247V233L245 234L246 230H244V225L247 223L248 225V222L247 221H244L246 220L245 219H242L240 218L241 215L243 214V216L246 214L244 213H241V211L243 212L245 209L247 211V208L250 210V213H253L252 216H255V214H258V215H261V216H255L256 218H258V223L260 222V220L262 219V222L264 221V210L262 209L264 206H263V202L264 201H261L260 199H264V196H259L258 198V201L260 200L262 203H260V201L258 202L256 200V196L253 195L255 198H253V196H249V194H245L246 196H248L247 198L249 199H246L244 200V198H242V204L240 206H236L234 203L237 202L235 197L233 199V201L230 203L232 204H228V203H225L226 201H218L217 202V207L215 210V213H213V215L211 214L213 212V206L215 205H211L210 203H205V199L203 200L204 198V195L203 194H200L202 192L199 191V194L200 195H203L201 198L202 201H200L198 198L196 197V193L198 190H200L198 188V190L196 191L195 193V190ZM226 190V188H224ZM224 189H218L221 190V191H225ZM235 189V191H236ZM250 191H249V190ZM70 190V189H69ZM102 190V189H101ZM108 190V189H107ZM106 190V191H107ZM131 190V189H130ZM142 190V189H141ZM135 190V191H131V194H130V197L128 198L127 197V200L130 201V205L128 204L127 205H122V206H119L117 209H114L112 206H108L111 204V202H104L103 201V198H101L102 200L98 199V201L100 200L105 203H109L107 206L102 203L101 206H98V207H95L93 206V208H83V205H81V209L79 207V210L81 211H76L74 213V215H72L71 218H69V221L67 222L68 224H64L66 226H62V228H54L50 234V241L53 242L52 244H54L53 247H55L56 244H60V245H56V247H60V246H65L67 243L68 246L69 244H72V243H76L75 240L76 237L78 236L77 234V231L80 233L81 231L84 232V230L87 228V229H91L94 228L93 226H96L95 228H99L97 227V225L101 226L102 224H104L103 222L107 221L109 222V224L112 222V223H122L124 222L125 224L127 223V225H129V231H128V239H130L131 241H133V239L137 238V239H141L140 236H150L149 239H151L153 235L156 234V237H158L159 235H163V234H160V233H163V229H159L157 228V226H159L161 223H163V220L164 218L166 219L167 217H170V215L167 217H164L165 215V212L164 214L162 213L161 211V207H156V206H152L151 205H147V204H144V202H146L145 200L143 199H147V197L149 198V195L145 192L146 189L142 190ZM153 190V191H154ZM190 190V189H189ZM217 190V188H216ZM215 190V191H216ZM230 190V189H229ZM5 189L4 191H0L2 193H5ZM91 193H92V190H90ZM114 191V190H113ZM116 191V190H115ZM141 191V192H140ZM148 191V190H147ZM151 191V190H150ZM149 191V192H150ZM188 191V190H187ZM227 191V190H226ZM233 191V190H232ZM238 191V190H237ZM109 192V191H108ZM117 192V191H116ZM129 192V191H128ZM206 192V191H205ZM209 192V191H208ZM212 192V191H210ZM234 192V191H233ZM243 192V194H244ZM252 192H254V194L256 193L255 191L252 190ZM95 193V192H94ZM107 193V192H106ZM104 193V194H106ZM110 193V192H109ZM107 193L109 196L112 194V193ZM122 193V192H121ZM146 193L147 194V197L146 198H143L142 194ZM190 193V192H189ZM195 193V194H194ZM215 193V192H214ZM217 193V192H216ZM220 193V192H219ZM237 193V198L239 197L241 199V194L239 195L238 193L239 192H235ZM83 194V193H82ZM86 194V193H85ZM93 194V193H92ZM96 194V193H95ZM103 194V193H102ZM106 194V195H107ZM114 194V193H113ZM253 194V193H251ZM257 194V193H256ZM2 195V194H1ZM99 195V194H97ZM106 195H104L106 197ZM116 195V194H115ZM125 195V193H124ZM124 195L122 197H124ZM151 195L154 197H156L155 193L151 194L150 192V197ZM196 195V196H195ZM208 195V194H207ZM219 195V194H218ZM73 196V195H72ZM78 196H79V193H78ZM77 198L79 199L80 201V197L79 196ZM96 196V195H95ZM101 196V195H100ZM108 196V198H109ZM166 196V195H165ZM214 197L216 196L213 195ZM212 196V197H213ZM222 196V194H221ZM220 196V197H221ZM1 197V196H0ZM3 197V196H2ZM68 197V195H67ZM66 197V198H67ZM84 197V196H83ZM245 197V196H244ZM251 197V198H250ZM263 197V198H262ZM76 197L73 196L72 199H75ZM76 198V199H77ZM98 198V197H97ZM100 198V197H99ZM141 198H143L142 201L143 204H136V205H133L134 202H138ZM153 198V197H152ZM211 198V197H209ZM217 198V197H216ZM215 198V199H216ZM246 198V197H245ZM71 199V198H70ZM88 199V198H87ZM110 199H112V197H110L108 200H107V197H106V200L109 201ZM114 199V198H113ZM118 198H116L117 200ZM165 199V198H164ZM167 199V200H168ZM212 199V198H211ZM219 199V198H218ZM224 199H226L224 197ZM228 200H230L231 198H227ZM68 200V199H67ZM105 200V198H104ZM223 200V198H222ZM227 200V201H228ZM63 201H64V196H63ZM75 201V200H74ZM77 201V200H76ZM86 201V200H85ZM91 201V200H90ZM89 201V202H90ZM115 201V200H114ZM148 201V200H147ZM210 201V200H209ZM208 201V202H209ZM214 201V199H213ZM235 201V202H234ZM83 202V201H82ZM88 202V204H90ZM133 202V203H131ZM140 202V201H139ZM161 202V201H160ZM159 202V203H160ZM72 203V202H71ZM76 203V202H75ZM77 203H79L77 201ZM95 203V202H94ZM99 203V204H101ZM126 203V202H124ZM157 203V202H156ZM215 203V202H214ZM238 204L240 203L237 202ZM255 203V204H254ZM63 204V203H62ZM98 204V205H99ZM127 204V203H126ZM57 205V204H56ZM209 206V208H211L212 206V210H211V213H209V211H205L206 207L205 206ZM211 205V206H210ZM60 206V204H59ZM63 206V205H62ZM91 206V205H90ZM89 206V207H90ZM167 206V205H166ZM231 206H235L236 207V210L237 208L240 210L239 213H238V210L236 211L235 210V207L233 208L234 210H232L230 207ZM65 207V206H64ZM203 207V209H202ZM205 207V208H204ZM169 208V207H168ZM73 209V208H72ZM231 209V210H230ZM66 210V209H65ZM235 211L237 216H234L235 214L232 212ZM245 211V212H246ZM69 212H71L70 208H69ZM74 212V211H73ZM72 212V213H73ZM80 212V213H78ZM57 214V213H56ZM66 214V213H65ZM71 214V213H70ZM55 215V214H54ZM59 215V213L57 214ZM164 215V216H163ZM56 216V215H55ZM60 216V215H59ZM58 216V217H59ZM242 216V217H243ZM57 217V216H56ZM63 217V216H62ZM55 218V217H54ZM65 218V217H64ZM255 218V219H256ZM259 218H261L259 220ZM56 219V218H55ZM176 219V220H175ZM249 219V217H248ZM54 220V219H53ZM59 219L57 218V221ZM60 220H61V217H60ZM63 220V219H62ZM61 220V221H62ZM168 220V218H167ZM251 220V219H249ZM248 220V221H249ZM253 220V218H252ZM165 221V220H164ZM56 222V221H55ZM59 222V221H58ZM246 222V223H245ZM250 222V221H249ZM54 223V222H53ZM66 223V222H65ZM124 223L122 225H124ZM166 223V222H165ZM252 223V222H251ZM254 223V222H253ZM261 223V222H260ZM62 224V223H61ZM173 224V225H172ZM264 224V222H263ZM58 225V223H57ZM106 225V224H105ZM169 225V224H167ZM108 226V225H107ZM81 227V228H80ZM102 227V226H101ZM111 227V225H110ZM146 229H145V228ZM149 227V228H148ZM175 227V225L173 226V228ZM247 227V226H246ZM161 228V227H160ZM80 229V231L78 230ZM84 229V230H83ZM95 229V230H97ZM176 229V228H174ZM160 230V231H159ZM238 230V231H237ZM99 232H101L103 235L101 236H105L106 237H103V238H107L111 243L113 242V240L115 239V235H113L111 233V231L108 229V228H105L103 230H99ZM126 231V232H127ZM172 230H170L171 232ZM176 230L172 231V232H175ZM237 231V232H236ZM90 232V230H89ZM183 232V231H182ZM248 233L250 231H247ZM85 233V232H84ZM97 233V232H96ZM95 233V234H96ZM165 233V232H164ZM251 233V232H250ZM49 234V235H50ZM91 234V233H90ZM166 234V233H165ZM164 234V235H165ZM168 234V233H167ZM171 234V233H170ZM48 235V234H47ZM82 235V233H81ZM86 235V234H85ZM88 235V234H87ZM94 235V234H93ZM91 235V236H93ZM96 235H99L98 233ZM186 235V236H187ZM89 236V235H88ZM241 236V235H240ZM79 237V236H78ZM87 237V236H86ZM126 237V236H125ZM140 237V238H139ZM188 237V236H187ZM242 237V236H241ZM248 237L251 238V235ZM45 238V236H44ZM82 237H80L81 239ZM89 238V237H88ZM87 238V240H88ZM92 238V237H91ZM101 238V237H99ZM144 238H147V237H144ZM190 238V237H188ZM244 238V237H242ZM43 239V238H42ZM83 239V238H82ZM97 239V237H96ZM95 239V240H96ZM134 239V240H135ZM153 239V238H152ZM46 240V239H45ZM86 240V239H85ZM93 240V239H92ZM191 240L189 241V243H191ZM78 241V240H77ZM81 241V240H80ZM235 241V242H234ZM86 242V241H85ZM234 242V243H233ZM61 243H64L65 245L61 244ZM74 243V244H75ZM196 243V242H195ZM194 243V244H195ZM77 244H79L77 242ZM76 244V245H77ZM90 244V243H88ZM97 244V243H96ZM248 244V243H247ZM50 245V244H49ZM81 245V243L79 244ZM87 245V244H86ZM193 245V243L191 244ZM191 245H188V246H191ZM197 245V243H196ZM48 246V245H46ZM67 246V245H66ZM187 246V247H188ZM51 247V246H50ZM82 247V246H81ZM86 247V246H85ZM185 247V246H184ZM83 248V247H82ZM88 248V247H86ZM193 248V247H192ZM19 249V248H18ZM64 249V248H63ZM67 249V248H66ZM149 250V248H146V250ZM202 249V250H201ZM257 248H255L256 250ZM263 249V248H262ZM53 250V249H52ZM83 250V249H82ZM101 250V248H100ZM133 250V248L131 249ZM129 250L130 253H132V251ZM137 252L138 250L135 249ZM183 250V251H182ZM264 250V249H263ZM64 251V250H62ZM89 251V250H88ZM87 251V252H88ZM93 251V250H92ZM106 251V250H104ZM134 251V250H133ZM176 251H178L179 253H176ZM244 251V252H243ZM258 251V250H257ZM256 251V252H257ZM48 252V251H47ZM55 252V250L53 251ZM52 252V253H53ZM58 252V251H57ZM56 252V253H57ZM81 252V251H79ZM108 252V251H106ZM112 252H114L113 250L110 251V255L105 254L103 255V257H105V259H103V257L101 258V260L103 261V263H97V264H115V263H118V261L116 260V258L113 256ZM140 252V250H139ZM132 253V254H135L138 256V254L140 256H142L140 253ZM17 253V252H16ZM67 253V252H66ZM86 253V251H85ZM130 253H127L128 254V258L130 257V259L132 258L131 257V254ZM55 254V253H54ZM58 254V253H57ZM92 254V253H91ZM154 254L153 253V256H152V253H151V256L150 258H153L154 257ZM176 254V255H175ZM197 254V255H198ZM254 254V252H253ZM257 256H256V255ZM253 257L256 256V258H259L260 255H258V253H255ZM47 255V254H46ZM76 255V254H75ZM101 255V254H100ZM101 255V256H102ZM107 255V256H106ZM115 255V254H114ZM130 255V256H129ZM148 255V254H147ZM195 255V253H194ZM248 255V254H247ZM250 255V254H249ZM16 256V255H15ZM57 256V255H56ZM78 256V255H77ZM82 256V254L80 255ZM84 256V255H83ZM86 256V255H85ZM137 256H134L133 257H137ZM159 256V258H158ZM155 259H152L153 261L150 262V263H147L146 260L143 262L144 264H165L164 263V259L162 260V257H160V255H158ZM259 256V257H258ZM263 256V255H262ZM18 257H20L18 255ZM54 257V256H53ZM90 257V256H89ZM97 257V256H96ZM99 257V256H98ZM139 257V256H138ZM164 257V256H163ZM251 258L252 259L250 262V264H254L253 262H256L255 258ZM21 258V257H20ZM44 258V257H43ZM56 259V257H54ZM70 258V257H69ZM81 258V257H80ZM84 258V257H83ZM140 258V257H139ZM144 258V257H143ZM165 258V257H164ZM247 258V257H246ZM54 259V260H55ZM66 259V258H65ZM96 259V258H95ZM255 259V260H254ZM79 260V259H78ZM77 260V261H78ZM81 260V259H80ZM261 259H259L260 261ZM82 261V260H81ZM100 261V260H98ZM264 261V259H263ZM134 262V261H133ZM51 263H54L51 262ZM49 263V264H51ZM58 263V262H57ZM64 263V262H63ZM66 263V261H65ZM84 263V262H83ZM82 263V264H83ZM87 263H88V260H87ZM95 263V261H94ZM135 263H140V260H136ZM134 263V264H135ZM258 263H261V262H258ZM256 263V264H258ZM45 264V263H44ZM47 264V263H46ZM81 264V262H80ZM85 264V263H84ZM96 264V263H95Z\"/></svg>",
    "mask_w": 264,
    "mask_h": 264
}]
</instances>
